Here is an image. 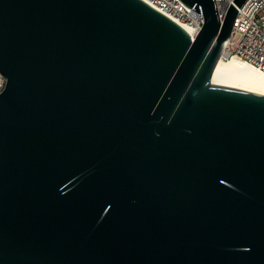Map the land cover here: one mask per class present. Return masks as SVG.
<instances>
[{
    "label": "water",
    "instance_id": "95a60500",
    "mask_svg": "<svg viewBox=\"0 0 264 264\" xmlns=\"http://www.w3.org/2000/svg\"><path fill=\"white\" fill-rule=\"evenodd\" d=\"M143 0H0V264H264V95L212 84Z\"/></svg>",
    "mask_w": 264,
    "mask_h": 264
},
{
    "label": "built area",
    "instance_id": "2783aa9c",
    "mask_svg": "<svg viewBox=\"0 0 264 264\" xmlns=\"http://www.w3.org/2000/svg\"><path fill=\"white\" fill-rule=\"evenodd\" d=\"M181 25L194 40L201 32L205 19L180 0H143ZM234 0H215L219 19L224 20ZM240 60L264 73V0H247L238 8L232 37L221 59ZM6 76L0 72V94L5 90Z\"/></svg>",
    "mask_w": 264,
    "mask_h": 264
},
{
    "label": "bare ground",
    "instance_id": "6f19581e",
    "mask_svg": "<svg viewBox=\"0 0 264 264\" xmlns=\"http://www.w3.org/2000/svg\"><path fill=\"white\" fill-rule=\"evenodd\" d=\"M212 84L264 95V73L235 58L229 61L220 58L212 76Z\"/></svg>",
    "mask_w": 264,
    "mask_h": 264
}]
</instances>
